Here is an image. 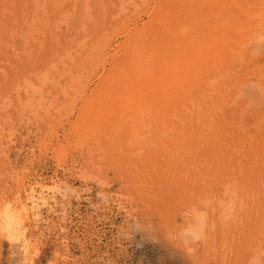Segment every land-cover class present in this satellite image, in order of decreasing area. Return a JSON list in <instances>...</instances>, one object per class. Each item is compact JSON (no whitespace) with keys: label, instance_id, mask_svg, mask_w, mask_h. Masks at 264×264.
<instances>
[{"label":"rangeland","instance_id":"rangeland-1","mask_svg":"<svg viewBox=\"0 0 264 264\" xmlns=\"http://www.w3.org/2000/svg\"><path fill=\"white\" fill-rule=\"evenodd\" d=\"M22 205L0 264H264V0H0Z\"/></svg>","mask_w":264,"mask_h":264},{"label":"bare ground","instance_id":"bare-ground-1","mask_svg":"<svg viewBox=\"0 0 264 264\" xmlns=\"http://www.w3.org/2000/svg\"><path fill=\"white\" fill-rule=\"evenodd\" d=\"M56 190H58V189H56ZM45 192H46V190L42 188L40 195L36 196L35 194H33L31 196L30 200H31L32 208H36L39 204H47L46 199L43 196ZM54 200H55V198H54ZM28 211L29 210L27 208V205H22V206L18 207L17 210L13 213L11 211H8L6 213V215L0 220V230L5 233L6 239L8 240V244H9L12 252L13 253H19V255H21V257H22V260L25 262L29 261V259H30L29 257L31 256V255H29V251H31V250L30 249L28 250V246H27L28 242L26 243V240L23 238V223H22L23 218L22 217H24V215L27 214ZM27 217L29 218V215ZM17 255L14 254V256H17Z\"/></svg>","mask_w":264,"mask_h":264}]
</instances>
